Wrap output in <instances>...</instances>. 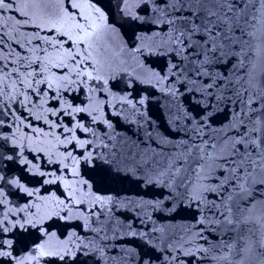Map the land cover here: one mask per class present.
Returning a JSON list of instances; mask_svg holds the SVG:
<instances>
[{"label":"snow or ice","instance_id":"1","mask_svg":"<svg viewBox=\"0 0 264 264\" xmlns=\"http://www.w3.org/2000/svg\"><path fill=\"white\" fill-rule=\"evenodd\" d=\"M120 4L123 5L122 14L132 22L148 23L163 31L159 40L156 39L160 37L159 31L153 32L152 37H136L140 43L128 50L133 60L140 56L167 57L165 74L153 72L151 75L157 84L169 82L163 91L172 97L188 96L193 110L179 109L181 114L173 129L177 137L162 136L157 140L149 131L144 143H154L155 148L138 149L135 153L130 150L132 159L129 161L125 157L121 161L113 150L115 145L109 148L116 135L111 121L103 122L113 132L103 135L80 121L71 127L63 123L64 116L75 120V114L88 111L87 106H73L64 99L65 95L84 89L94 93L93 81L103 80L107 84L95 53L104 34L117 30L107 24L105 13L90 4L92 13L83 14L79 11L82 5L76 0H0V141L3 142L0 146L11 145L8 149L11 154L0 151V264H41L46 257L64 262L66 258L74 259L76 251L81 249L103 257L105 246L96 240L108 239L105 225L114 236L122 235L119 229L125 227L124 224L118 222L113 228L108 223L115 219L114 212L122 206L125 210L127 206H135L143 213L142 226L151 220L149 208L171 216L195 207L200 215L195 224L186 226L189 229L197 225H216L223 231L239 232L242 225L255 223L260 226V237L245 241L240 249L244 257L240 264L253 259L254 248L260 249L261 264H264V213L259 217L251 215L256 207L252 203L256 196L264 197V0H120ZM12 12L20 18L8 17L15 20L11 32L19 33L20 27H34L38 30L24 35L29 45L34 40L39 43L25 49L15 35L4 33L7 23L4 17ZM41 32L52 34L41 35ZM5 35L28 54L16 52L15 58H12V51L4 54L8 47ZM145 40L150 43H144ZM249 53L255 59L250 58ZM233 60L238 63L232 64ZM9 62L14 66L9 68ZM229 64L231 71L221 70ZM136 66L143 68L142 63ZM241 69L244 71L242 77L238 75ZM120 99L127 100V97ZM49 101L56 102L57 106L46 107ZM144 102V99L139 101L141 105ZM98 104L93 111L98 110ZM223 111L228 112L227 127L236 133L234 136L219 135L224 129L213 128L215 116ZM48 115L57 117L60 122L49 120ZM98 119L99 116H93V122ZM40 120L49 128H62L63 133H67L63 139L54 136L66 151L53 159L54 153L49 150L47 163L56 166L52 171H42L40 164L34 163L39 156L32 159L24 156L28 144L40 143L41 137L51 134L33 127V121ZM150 123V118H146L145 124ZM22 125L31 128L35 135L21 134ZM77 130L91 133L95 139H80ZM69 145L72 148L69 149ZM77 149L82 150L78 155L74 154ZM8 162L19 165L22 171L39 175L41 187L63 181L66 193L63 198L54 192L38 196L39 187L29 188L20 176L7 175ZM82 164L93 170L91 178L81 174ZM57 172L69 173L72 179H68V175H57ZM129 178H135L144 187L159 188L160 198L130 199L125 206L118 195L99 194L93 190L94 183L102 186ZM5 188H14L36 199L22 206L15 205L9 201ZM257 203L264 204V201ZM244 204H251V207H244ZM85 205L88 207H83ZM206 213L213 215L210 217ZM101 216H106L103 223L99 219ZM54 218L64 221L83 218V227L98 235L86 243L73 231L67 239L59 240L56 232L45 226ZM93 223L101 226L92 228ZM126 227L127 236L140 237L146 244H152L155 229H134L131 222ZM32 229L42 238L28 245L24 234ZM206 230H209L207 226L190 232V239L206 240L203 237ZM101 232L105 234L99 235ZM53 238L59 240L57 245L50 243ZM239 239L244 240V237ZM20 243L25 244L27 252L22 256L14 255V246ZM225 247L235 249L236 245ZM198 252L207 254L209 249L200 246L183 255L195 259ZM171 259L175 261L177 257ZM212 259L231 261L230 255ZM150 260L151 257L142 259L141 264H150Z\"/></svg>","mask_w":264,"mask_h":264},{"label":"water","instance_id":"2","mask_svg":"<svg viewBox=\"0 0 264 264\" xmlns=\"http://www.w3.org/2000/svg\"><path fill=\"white\" fill-rule=\"evenodd\" d=\"M80 3L82 7L79 9L83 14L92 13L91 4L94 7L100 8L107 17V24L114 27L117 31L116 33H106L103 39L97 45V51L95 53L97 59L102 65V75L107 84L100 81H93L91 84L96 86V91L94 93H89L87 89L77 90L75 92L65 95L64 99L71 102L73 106L88 107V111L84 113L75 114V120L70 116H64V125L71 127L76 121H80L85 125V127H90L100 135L108 132L112 133L113 129H109L107 125L103 122L104 120L111 121L114 126V136L111 143H109V148L113 149L119 154L120 160H124L128 157L130 161L132 157L129 155V151L135 153L138 149L144 150L147 147L155 148V144L146 145L144 143L147 140V133L151 131L153 136L160 140L162 136H168L170 138L177 137V133L173 129L177 126L176 118L181 114L179 109L185 108L192 109V105L188 99V96L172 97L165 91L169 82L164 84H157L156 78L151 74L153 72L164 75L167 68V57L165 56H140L137 60H133L129 53V49L136 46L140 41H137L138 36L152 37L153 32H160V37L156 39L159 40L163 37V31L159 28H155L148 23L132 22L128 17L124 16L121 12L123 7L120 4V0H76ZM67 7V4H65ZM70 11H77L76 9H69ZM141 15L144 13L141 12ZM9 16H15L19 19V15L16 12L6 14L4 20L7 23L4 26V33L10 35H15L19 40V43L25 46V49L32 47L33 45L39 43V41H32L29 45L25 35H31L38 29L34 27H20L19 33L11 32V26L15 24V20H9ZM39 22V21H37ZM19 27V26H17ZM50 32H41V35H51ZM248 39V38H246ZM5 44L8 46L4 49V54L12 51V58H15V53L19 52L21 55H27L25 49H21L19 45L13 40L9 39L8 35L4 36ZM144 43H150V40L143 41ZM250 43H256L255 41H250ZM67 47V45H66ZM49 51H52L49 49ZM238 51V49H237ZM250 58L255 59V57L249 53ZM143 64V68H138L137 64ZM232 64L238 63L237 60H233ZM247 64V61H245ZM14 65L9 62L8 67L11 68ZM24 69L21 68V71ZM224 71H231V64L227 65L223 69ZM239 76H244V71L241 69L238 71ZM90 84V86H91ZM182 90V89H181ZM127 97V100H121L120 97ZM144 99V104L141 105L139 101ZM99 101H103L102 104H98ZM129 101L131 103H129ZM98 110L93 111V108ZM135 105V107H133ZM56 102L49 101L46 107H56ZM13 107H16L13 105ZM33 111H37L33 109ZM198 111V110H197ZM91 113V115H89ZM19 114V113H18ZM24 115L27 114L24 110ZM93 116H99V119L93 122ZM49 120L56 121L59 123L57 117L48 115ZM150 118L151 123L145 124V119ZM10 119V117H9ZM228 112L223 111L217 114L213 121L214 129L223 128L224 131L219 133V135L227 134L229 136H234L236 133L230 131L227 127L228 125ZM180 123H184L180 121ZM33 127L43 128L45 132L51 133L48 137H41L40 143H30L28 147L25 148L24 156L28 159H32L33 156H39L38 161L34 163L40 164V169L42 171H52L55 170L54 165H49L48 152L52 150L54 155L64 153L66 148L62 144H58L54 136H58L63 139L67 133H63L62 128H49V126L43 121H33ZM22 133H27L30 135H35L32 133L31 128L21 126ZM243 129H241L242 131ZM8 132V129H4ZM77 136L80 139H95L91 133H83L77 130ZM215 134V133H214ZM207 139V137H205ZM106 143L108 141H105ZM0 145L3 142L0 141ZM11 147L9 144L6 147L0 146V151H3L6 155L11 154L8 149ZM38 148H43V152H38ZM68 148H72L71 145ZM81 149L75 150L74 154H79ZM119 162V161H118ZM62 167V165H61ZM129 167H134V165L129 164ZM80 172L85 178H91L94 174L93 170L85 165L80 166ZM6 173L9 177L20 176L22 183H24L29 188H40L38 196H48L53 192L63 198V194L66 193V188L63 181L57 184L44 185L41 187L39 181L41 177L39 175H33L32 173L22 171L21 167L12 162H8V167ZM57 175H68V179H72L69 173L57 172ZM94 191L99 194H111L114 196H119L125 206L127 200H135L139 198L143 199H156L160 198L161 190L156 187H144L135 178H129L128 180L112 183L108 185L96 186L94 183ZM5 191L9 193L8 199L15 205H23L24 203L35 200V197H28L26 193H22L12 188H5ZM166 194V190H165ZM209 199H215L214 196H209ZM257 201H264V197L257 195L256 201L252 203L256 204V207L252 210L251 215L259 217L264 213V204L257 203ZM244 207H251V204H244ZM83 207H88L87 205ZM120 207L118 211L114 212L115 219L108 221L113 228L117 227L118 222L125 225V227L120 228L119 231L122 235L114 236V233L107 229L105 225V232L108 236L107 240H96L98 244L104 247V256L101 257L99 253H94L91 250L81 249L76 251L75 258H66L64 262L54 260V258H43L41 264H141L142 259L151 257L150 264H240L241 260L244 259L240 254V249L243 247L246 240L255 241L259 239L261 231L260 226L255 223H249L247 225H242L239 232L237 231H223L218 229L216 225H197L194 229H189L187 225H192L196 223V219L199 217V213L196 211L195 207L190 209H185L177 214H172L171 216L165 213L153 212L152 209H147L151 220L145 225L140 224V220L144 219L143 213L135 209V206ZM94 211L98 209H93ZM210 217L213 213H206ZM100 221L103 223L106 221V216H101ZM95 220V217H93ZM131 222L134 229L142 231H150L155 229L151 237L152 244H146L144 239L140 237L127 236L128 231L126 225ZM85 221L83 218L76 219L73 218L70 221H64L54 218L51 221L46 222V227H49V231H54L57 234L59 240L67 239L69 233L75 231L80 237L85 239L87 243L90 240H94L97 237V233L85 229L83 227ZM96 223L92 224V228L100 227ZM208 227L209 230L203 232V237L206 238H196L194 240L190 239V232L198 231L201 228ZM255 229V231H250ZM105 232L99 233V235H104ZM27 237L26 243L31 245L33 242L37 241L38 238H42L41 234L36 230L32 229L29 233L24 234ZM20 236V233H17ZM239 237H244V240L239 239ZM59 240L53 238L50 243L52 245H57ZM235 243V249H229L225 245ZM202 246L205 249H209V252L205 254L204 252H198L196 258L193 259L190 256L183 255L189 249L195 250L197 247ZM133 250V251H129ZM87 251L88 254L85 255L84 252ZM27 252V247L25 244H17L14 246V255H25ZM260 249L254 248L251 256L253 259L251 261H245V264H261ZM147 254V256H146ZM222 255H230L231 261H216L212 257H219ZM172 256H176L177 259L173 261Z\"/></svg>","mask_w":264,"mask_h":264}]
</instances>
